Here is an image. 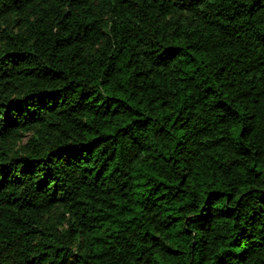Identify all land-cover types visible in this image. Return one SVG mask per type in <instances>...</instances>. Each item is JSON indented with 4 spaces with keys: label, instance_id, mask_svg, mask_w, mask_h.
I'll list each match as a JSON object with an SVG mask.
<instances>
[{
    "label": "trees",
    "instance_id": "1",
    "mask_svg": "<svg viewBox=\"0 0 264 264\" xmlns=\"http://www.w3.org/2000/svg\"><path fill=\"white\" fill-rule=\"evenodd\" d=\"M0 264H264V0H0Z\"/></svg>",
    "mask_w": 264,
    "mask_h": 264
}]
</instances>
